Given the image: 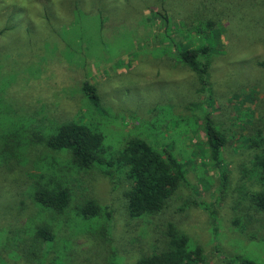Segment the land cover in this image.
Wrapping results in <instances>:
<instances>
[{"label": "rangeland", "instance_id": "374dc122", "mask_svg": "<svg viewBox=\"0 0 264 264\" xmlns=\"http://www.w3.org/2000/svg\"><path fill=\"white\" fill-rule=\"evenodd\" d=\"M204 46L207 86L180 57ZM207 115L225 137L226 189ZM66 123L102 137L107 166L82 168L40 141ZM134 138L186 170L166 208L138 218L122 159ZM262 162L264 0H0V264H136L176 233L206 264H264ZM55 187L70 192L62 213L42 201Z\"/></svg>", "mask_w": 264, "mask_h": 264}, {"label": "trees", "instance_id": "16d2710c", "mask_svg": "<svg viewBox=\"0 0 264 264\" xmlns=\"http://www.w3.org/2000/svg\"><path fill=\"white\" fill-rule=\"evenodd\" d=\"M209 55L208 46L184 50L180 53L181 59L197 75L202 86L209 85L210 64L207 60ZM83 92L93 106L101 110L97 88L85 82ZM204 127L211 158L220 171L221 187L226 189L230 176L229 168L222 159L225 137L209 115L205 117ZM40 141L51 151L69 152L74 162L82 168L107 166L102 156V137L85 126L66 123L52 135L40 137ZM122 159L129 166L128 177L132 185L127 199L132 217L138 218L161 212L177 190L186 183L184 165L168 150L159 151L143 139L130 140L122 153ZM261 164L264 167V162ZM43 193L45 196L42 201L59 213H62L69 204L70 192L65 187L47 188ZM207 209L210 210L212 223L216 226L215 210L210 207ZM98 211L94 203H89L82 209V213L86 216H94ZM38 236L45 241H52L54 238L46 228L40 229ZM236 260L238 264H256L253 259L247 257ZM106 264L119 263L112 260ZM136 264H206V260L201 247L190 249L187 237L176 233L171 236L168 248L164 252L142 257Z\"/></svg>", "mask_w": 264, "mask_h": 264}]
</instances>
